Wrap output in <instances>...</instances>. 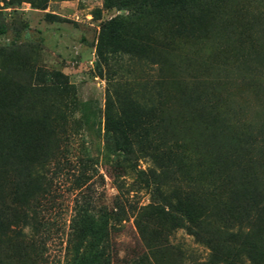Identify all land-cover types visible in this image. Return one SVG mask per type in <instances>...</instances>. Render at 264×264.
Returning <instances> with one entry per match:
<instances>
[{
    "label": "rangeland",
    "instance_id": "rangeland-1",
    "mask_svg": "<svg viewBox=\"0 0 264 264\" xmlns=\"http://www.w3.org/2000/svg\"><path fill=\"white\" fill-rule=\"evenodd\" d=\"M116 15L117 49L98 55L100 24ZM0 21V264H264V0L137 14L104 0H0ZM56 71L70 86L60 126L32 94ZM107 98L135 117V160L104 146ZM139 170L214 238L262 254L225 258L169 229L144 208ZM82 202L103 235L73 229Z\"/></svg>",
    "mask_w": 264,
    "mask_h": 264
},
{
    "label": "trees",
    "instance_id": "trees-1",
    "mask_svg": "<svg viewBox=\"0 0 264 264\" xmlns=\"http://www.w3.org/2000/svg\"><path fill=\"white\" fill-rule=\"evenodd\" d=\"M186 1L187 0H104L108 8H124L133 14L174 5L182 6ZM120 17V15L113 16L102 21L100 24L95 44L98 55H101L103 52L116 51L120 39ZM25 26L26 24H23V27ZM6 30L7 27L5 23L0 21V34L4 33ZM50 78L51 80L47 84L35 86L32 94L33 96L41 97L44 102L47 103L48 112L46 118L50 122L54 124L57 123L60 126V124L65 121V112L63 109L67 108L69 103L70 86L66 76L61 72H52ZM134 119L135 117L132 112L124 114V112L114 106V102L111 98L106 99L103 108L102 138L104 146L108 151L121 152L122 154L129 155V159L133 160L137 158L133 154L130 143L131 140L129 138V133L134 128ZM27 134L30 138L32 137L31 134ZM138 173L143 175L141 181L150 195V202L144 205V208L152 209L151 211L159 218L164 215L170 224L169 229H185V231L191 234L196 240L207 245L214 255H219L222 248L228 249L229 251L225 253V258H230L232 251L241 246L244 248V251L256 253L257 255L262 254L257 244L245 242L244 240L237 241L233 238H231L230 242L222 238H214L211 232L204 230L202 221L199 215L194 211V208L171 202L166 197L165 193H163L161 185L154 179L153 175H149V177L144 170H139ZM87 204V202H82L76 206L73 229L76 230V232L83 233L89 228L92 229L93 225L97 224V232L103 235L105 222L101 221L95 223L92 216L88 213ZM165 207L168 211L165 210ZM114 215L116 216L114 218L117 219L120 215V210L116 211ZM2 222L3 218H0V225L3 224ZM9 231L13 234H18L20 229L11 228ZM97 261H99V259ZM99 264H109V257L104 258L102 261L100 260Z\"/></svg>",
    "mask_w": 264,
    "mask_h": 264
}]
</instances>
